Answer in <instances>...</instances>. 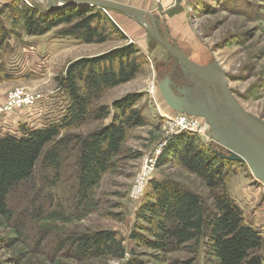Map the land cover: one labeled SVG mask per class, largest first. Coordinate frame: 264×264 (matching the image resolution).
I'll use <instances>...</instances> for the list:
<instances>
[{"label":"rangeland","instance_id":"obj_1","mask_svg":"<svg viewBox=\"0 0 264 264\" xmlns=\"http://www.w3.org/2000/svg\"><path fill=\"white\" fill-rule=\"evenodd\" d=\"M21 1L43 8L45 5L36 0ZM110 1L150 13L157 20L160 35L166 30L169 41L191 62L218 63L229 90L243 110L264 121V0ZM102 15L123 38L105 21L97 25L105 41L91 44L57 38V32L66 25L38 37H29L16 26L0 48V135L20 136V126L40 129L59 121L68 104L65 93L58 88V79L64 76L69 64L130 44L138 50L139 72L127 83L103 89L90 101L89 108L91 111L106 108L111 112L114 102L127 95L139 96L133 107L140 111L146 124L127 132L111 167L102 174L84 203L76 200L74 190V141L112 123V112L105 119L87 120L78 128L62 132L47 146L48 150L59 141L73 142L60 160L59 177L44 170L40 159L30 180L12 189L7 202L12 218L0 217V264H123L130 258L149 264H216L205 254L202 243L159 254L129 239L135 226L141 225L136 213L150 193L151 181L171 179L200 196L208 208H212V201L204 183L172 160L157 165L167 142L184 132L174 127L178 113L168 108L158 90L163 76L169 75L173 82L170 70L173 58L131 19L109 10H102ZM0 28H11L3 13ZM174 76L176 87L185 84L180 76ZM15 91L22 94V99L36 102L15 105V101H10V94ZM188 133L213 149L224 151L211 142L209 129L204 138ZM229 169L228 196L264 243V231L253 220L264 223V189H259L264 183L255 180L246 166L232 165ZM99 231L116 234L125 249V259L100 257L76 261L68 253L55 252L60 239ZM258 254L264 258V247Z\"/></svg>","mask_w":264,"mask_h":264},{"label":"trees","instance_id":"obj_2","mask_svg":"<svg viewBox=\"0 0 264 264\" xmlns=\"http://www.w3.org/2000/svg\"><path fill=\"white\" fill-rule=\"evenodd\" d=\"M0 13L11 26L9 30L0 28V48L16 26L25 35L38 37L66 25L57 32V38L81 44L103 43L105 37L97 25L109 21L99 8L77 7L50 13L35 3L28 5L21 0L0 4ZM108 24L122 37L111 22ZM137 54L138 50L130 44L98 57L72 62L58 79V88L65 93L68 104L63 117L40 129L20 126V136L0 135V217L12 218L7 205L9 195L14 187L30 180L40 159L44 170L59 177L60 160L73 142L59 141L48 150L47 146L62 132L78 128L87 120L105 119L112 112V123L74 141L75 196L80 203L87 200L102 174L111 167L127 132L146 124L140 111L133 107L139 96L127 95L114 102L111 112L106 108L97 111L89 108L90 101L103 89L127 83L137 75L141 65ZM167 160L204 183L210 191L212 208L176 181H151L150 193L136 213L141 225L135 226L129 239L159 254L202 243L205 254L216 264H264V258L258 254L264 247L261 235L244 219L226 190L231 174L229 167L243 164L218 158L210 144L188 132L167 142L157 165H164ZM59 251L68 253L76 261L100 257L125 259L126 255L122 241L110 231L60 239L55 249L56 253ZM123 264L149 263L130 258Z\"/></svg>","mask_w":264,"mask_h":264},{"label":"water","instance_id":"obj_3","mask_svg":"<svg viewBox=\"0 0 264 264\" xmlns=\"http://www.w3.org/2000/svg\"><path fill=\"white\" fill-rule=\"evenodd\" d=\"M56 13L68 8L94 7L122 14L145 29L152 40L179 64L185 84L174 87L169 75L158 82L159 93L173 112L203 119L213 149L220 159L241 163L251 176L264 183V121L243 110L228 88L226 75L216 62L198 65L168 39L166 30L160 35L157 20L145 11L110 0H36Z\"/></svg>","mask_w":264,"mask_h":264},{"label":"built area","instance_id":"obj_4","mask_svg":"<svg viewBox=\"0 0 264 264\" xmlns=\"http://www.w3.org/2000/svg\"><path fill=\"white\" fill-rule=\"evenodd\" d=\"M22 98H23L22 94L19 93L18 91H15L12 94H10V101L11 102L15 101L14 102L15 105L17 103L20 106H27L29 104L32 105L33 102H36V100L32 101L29 98H24V99ZM174 119H175L174 127L177 129V131L180 132L186 131L194 134H201L203 138L207 134L208 126L206 122L201 118L187 116L184 114H176V117H174ZM193 121L196 122V124ZM134 192L137 193V190H135Z\"/></svg>","mask_w":264,"mask_h":264},{"label":"flooded vegetation","instance_id":"obj_5","mask_svg":"<svg viewBox=\"0 0 264 264\" xmlns=\"http://www.w3.org/2000/svg\"><path fill=\"white\" fill-rule=\"evenodd\" d=\"M170 70H171V72H173V74L172 73L171 74L173 75L172 79H173V88H174V87L177 86V85H175L176 84V81L174 83V77H175L174 74H176V76H180L181 77L182 76V72H181V69H180L179 64H175V61L174 60L172 61V67L170 68ZM184 83H185V81H184Z\"/></svg>","mask_w":264,"mask_h":264},{"label":"crops","instance_id":"obj_6","mask_svg":"<svg viewBox=\"0 0 264 264\" xmlns=\"http://www.w3.org/2000/svg\"><path fill=\"white\" fill-rule=\"evenodd\" d=\"M11 0H2V1H0V3L1 4H5V3H9ZM263 186V185H262ZM259 189H264V186H263V188H259ZM263 199H264V197H263ZM251 202V201H250ZM249 202V203H250ZM253 220L255 221V224L256 225H259L260 227H261V230H263L264 231V223L262 222H259V221H257V220H255V218H253ZM253 224V223H252Z\"/></svg>","mask_w":264,"mask_h":264},{"label":"bare ground","instance_id":"obj_7","mask_svg":"<svg viewBox=\"0 0 264 264\" xmlns=\"http://www.w3.org/2000/svg\"><path fill=\"white\" fill-rule=\"evenodd\" d=\"M188 116V115H187ZM193 117V116H192Z\"/></svg>","mask_w":264,"mask_h":264}]
</instances>
